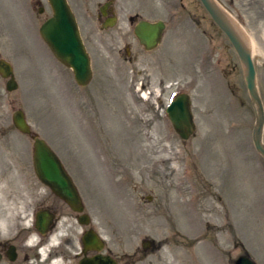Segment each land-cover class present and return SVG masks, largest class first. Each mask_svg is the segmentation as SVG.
Segmentation results:
<instances>
[{
  "label": "rangeland",
  "instance_id": "obj_1",
  "mask_svg": "<svg viewBox=\"0 0 264 264\" xmlns=\"http://www.w3.org/2000/svg\"><path fill=\"white\" fill-rule=\"evenodd\" d=\"M67 1L91 60L92 79L82 88L41 42L46 0H0V59L11 63L18 85L9 93L0 77L4 236L21 231L26 237L42 209L71 214L34 175L32 140L11 121L20 110L32 135L61 161L90 226L114 255L133 256L136 264H234L247 254L264 264V159L252 141L256 111L226 37L198 0H113L119 22L107 31L97 17L107 0ZM216 1L257 49L253 61L264 112V0ZM136 14L165 23L152 52L128 27ZM178 92L189 95L196 128L186 142L165 115ZM73 226L71 248L51 247L47 261L54 264L60 250L79 251V224ZM62 228L58 239L64 244L61 237L71 229ZM144 242H151L146 250ZM38 245L46 243L36 242L25 251L28 259L16 264L46 258Z\"/></svg>",
  "mask_w": 264,
  "mask_h": 264
},
{
  "label": "water",
  "instance_id": "obj_2",
  "mask_svg": "<svg viewBox=\"0 0 264 264\" xmlns=\"http://www.w3.org/2000/svg\"><path fill=\"white\" fill-rule=\"evenodd\" d=\"M199 1L215 25L226 36L243 67L246 90L256 111L253 144L255 150L264 158V145L262 143L264 112L257 88L256 71L251 52L238 38L233 26L219 10V6L214 0ZM48 2L52 9V17L41 26L39 33L54 57L65 67L72 70L76 84L86 86L91 80L92 74L89 58L79 35L75 18L70 12L66 0H48ZM163 30L164 25L162 22L148 23L141 21L135 26L134 35L145 50L151 51L159 45ZM0 76L4 79L9 78L6 85L7 91L11 92L17 89L12 68L3 60H0ZM190 106L189 97L186 94H180L166 110L173 130L183 141H187L195 131ZM13 124L16 130L23 135L31 136L33 140L32 162L37 179L63 201L72 212L79 214L77 218L79 224L87 226L90 220L86 214H82L84 208L81 198L57 156L43 140L31 134L30 127L21 111L14 113ZM44 217L40 214L37 215L36 228L39 231H42ZM83 246L85 250L91 248L96 251L102 250L103 247L98 236L91 232L83 238ZM81 264L115 263L109 258L98 256L93 259H84ZM235 264L254 263L247 257H239Z\"/></svg>",
  "mask_w": 264,
  "mask_h": 264
},
{
  "label": "flooded vegetation",
  "instance_id": "obj_3",
  "mask_svg": "<svg viewBox=\"0 0 264 264\" xmlns=\"http://www.w3.org/2000/svg\"><path fill=\"white\" fill-rule=\"evenodd\" d=\"M112 2H113V0H107L102 5H100V7L98 9L99 13H98L97 17H98V19L102 20L101 27L105 31H107L110 28L112 21H113V24L115 27L117 26V23L119 22L118 16L116 14H114V12L112 10V6H111ZM36 4L38 5L39 3H36ZM67 4H68L71 12L74 14L76 21H77V16H76L74 10L72 9V7L70 6L68 1H67ZM46 7L49 11V17L46 18L45 21L47 19H49L52 15L51 7H50L48 2L46 3ZM38 9H37V12L40 13L41 9H39V10ZM43 13H44V9H43V12L41 14H43ZM128 21H129L128 27H131V30L133 33L135 26L139 22L148 21V20L140 19L139 16L136 14V15L128 18ZM149 22H152V21H149ZM145 52H147V51H145ZM12 115H11V121H12ZM12 125H13V121H12ZM60 202H62V201H60ZM62 204L64 205V207H66L68 209V207L63 202H62ZM54 210H55V212L52 211V209H50V207H49V209L46 208V209H42L40 211H37V213H35V215H34L33 222H32L33 231H30V233H28L27 236L24 238L21 236L22 235L21 231L19 232L18 235L5 237L4 232L0 228V257H1L0 264H16L19 260H23V259L27 260L29 256L27 255L26 252L31 250V249H29L30 247L27 244V240L30 238L31 234L32 235L35 234V240H37L38 244H40L42 242L45 243V239L49 238L54 232H56V229L60 228V230H61L60 234H64V233H62V229H63L62 226H64V228H70L71 230L68 232V234H66V237H61V238H65V239L63 240L64 244L61 243L62 240H60L59 247L61 246V247L71 248L72 243H73L71 241L72 240L71 236L76 237V234H75L76 226H73V222L76 221V223L79 224L77 222V214H74L73 212H71L68 209L71 213L70 216H62V215H57L56 214L57 210L56 209H54ZM38 213L40 215L42 214L43 216H45L44 217V224L41 227L42 231H40V232L37 230L36 225H35ZM21 228L22 227H20V229ZM77 228L79 229L78 235H77V243H78L79 251L77 253H74L73 255H71V254L65 253L63 250H60V255H61L60 257L62 258V261L64 264H73V263L74 264H81V262L84 259H92V258H95L97 256H101L103 258H110L116 264H136L137 260L134 259L133 256H131L130 258H122L121 259L117 255H114L109 249L106 248L105 242L103 243V247H102V250L100 252L96 251V250H91V248L89 250H85V248L83 246L84 236L89 232H91L93 234L94 233L99 234V233L92 226H90V223L86 227L81 226L79 224V226H77ZM99 236H101V235L99 234ZM10 237L12 238L11 240H10ZM150 243L151 242H147V243L144 242L142 244L143 249L146 250L147 246H149ZM38 246H37V248L39 249V247H41V245L39 247ZM34 260H35V262H39V256L37 255Z\"/></svg>",
  "mask_w": 264,
  "mask_h": 264
},
{
  "label": "bare ground",
  "instance_id": "obj_4",
  "mask_svg": "<svg viewBox=\"0 0 264 264\" xmlns=\"http://www.w3.org/2000/svg\"><path fill=\"white\" fill-rule=\"evenodd\" d=\"M216 3L217 1L214 0ZM217 5L219 6V10L222 12V14L228 19V21L231 23V25L233 26L238 38L243 42V44L249 48V50L251 51V54L252 56L253 55H256L257 53V49L252 45V42L250 41L249 37L247 36L245 30L242 28L241 25H239V23L233 18L231 17L227 11L225 9H223L219 3H217ZM146 159V158H145ZM147 160V159H146ZM2 187L0 186V192H2ZM185 191H181L180 190V197L182 195H185ZM182 194V195H181ZM5 196H2V198H4ZM206 207H210L212 208L211 206V203L209 202ZM8 219L7 218H4V219H1L0 220V228L5 225V223L7 224V221ZM60 228L59 229H56V232H54L49 238L45 239V243H46V246L43 245V247L39 250V253L40 255L44 256L45 254H47V252L51 249V247H59L60 245V240L61 239H58L59 237V234H60ZM63 231V230H62ZM63 235V234H62ZM37 240H35V234H31L30 235V238L27 240V244L29 245V249H32L34 248V245L36 244ZM61 255L57 256L55 258H57L55 261H54V264H64L63 261H62V258L60 257ZM178 263H180V261H178ZM32 264H41L40 262H33Z\"/></svg>",
  "mask_w": 264,
  "mask_h": 264
}]
</instances>
